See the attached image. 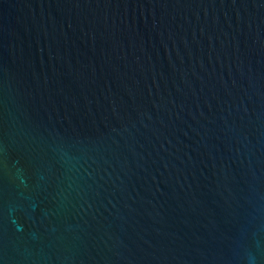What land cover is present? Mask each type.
<instances>
[{
    "label": "water",
    "instance_id": "obj_1",
    "mask_svg": "<svg viewBox=\"0 0 264 264\" xmlns=\"http://www.w3.org/2000/svg\"><path fill=\"white\" fill-rule=\"evenodd\" d=\"M0 264H264V0H0Z\"/></svg>",
    "mask_w": 264,
    "mask_h": 264
}]
</instances>
